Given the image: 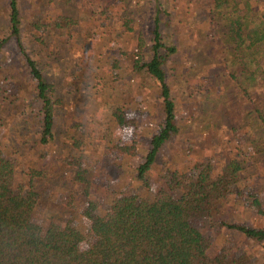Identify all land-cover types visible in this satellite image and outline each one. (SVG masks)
I'll list each match as a JSON object with an SVG mask.
<instances>
[{
  "label": "rangeland",
  "instance_id": "rangeland-1",
  "mask_svg": "<svg viewBox=\"0 0 264 264\" xmlns=\"http://www.w3.org/2000/svg\"><path fill=\"white\" fill-rule=\"evenodd\" d=\"M159 4L162 40L178 47L166 58L164 69L179 130L161 148L146 187L137 167L150 148L151 136L164 122V104L158 81L135 62L142 57L143 64L153 56L156 0H19L24 46L51 85L54 101V136L45 144L40 142L37 82L10 35L5 16L9 0H0V40L8 37L0 51V149L16 161L17 182L28 180L31 168L41 170L36 219L43 225L51 218L77 225L86 235L83 247L91 232V220L84 213L90 200L97 201L103 213L116 194L151 196L169 191L165 180L172 172L189 180L204 162L219 171L236 157L248 160L236 155L249 152L245 131L252 103L219 62L215 40H220V27L211 22L220 21L215 0ZM258 6L253 1L250 8ZM61 16L73 21L57 24ZM165 52L162 48L161 54ZM117 105L135 121L114 123ZM236 124L243 130H235ZM124 144H134L135 152L123 153L117 146ZM260 161L264 165V158ZM80 167L87 170L88 189L75 177ZM259 177L264 182V170ZM247 188L242 198L229 199L222 218L264 226V212L253 201L258 196L264 204V192ZM218 218L221 215L203 222L212 240L210 253L225 249L238 255L248 250L260 264L264 245L217 225Z\"/></svg>",
  "mask_w": 264,
  "mask_h": 264
},
{
  "label": "trees",
  "instance_id": "trees-1",
  "mask_svg": "<svg viewBox=\"0 0 264 264\" xmlns=\"http://www.w3.org/2000/svg\"><path fill=\"white\" fill-rule=\"evenodd\" d=\"M253 1L259 4L257 10L250 8ZM159 3L160 0H156L153 56L143 64H140L142 57L135 62V67L146 68L158 81L164 104V122L151 136L150 148L137 167V176L146 187L149 186L148 171L161 148L179 130L176 102L164 69L166 58L176 53L178 47L162 40L163 10ZM215 8L220 21L211 19V22L220 27V40H215L221 55L219 62L228 67L230 77L252 103L248 110L249 130L245 131L249 135L246 142L251 143L249 152L236 155L248 156V160L236 157L224 163L219 171L213 163L204 162L189 180L172 172L165 180L169 191L151 196L116 194L103 213L99 212V203L90 200L84 213L91 220V232L88 245L83 247L86 235L77 225L54 218L43 225L36 219L35 211L41 198L37 185L41 170L31 168L28 180L17 182L16 161L0 149V264H258L248 250L238 255L225 249L211 254L212 240L204 232L203 222L221 215L217 225L235 229L264 245V226L222 218V210L233 195L242 198L247 187L264 192V182L259 177L264 170V165L260 164L264 158V0H215ZM5 16L30 77L37 82L36 94L41 99L40 142L45 144L54 136L51 85L24 46L19 0H9ZM67 21L73 19L61 16L57 24H69ZM7 41L8 37L0 40V51ZM162 48L165 54H161ZM112 119L122 125L135 121L128 118L119 105ZM233 128L243 130L237 124ZM117 147L126 154L135 152L134 144ZM75 177L88 189L87 170L80 167ZM173 191H178L179 195ZM253 201L263 213L262 199L255 196ZM260 264H264V259Z\"/></svg>",
  "mask_w": 264,
  "mask_h": 264
}]
</instances>
